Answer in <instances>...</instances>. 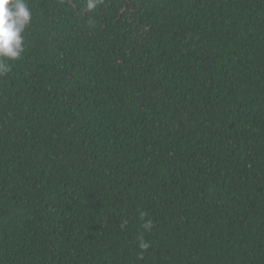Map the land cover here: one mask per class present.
<instances>
[{"label":"trees","instance_id":"trees-1","mask_svg":"<svg viewBox=\"0 0 264 264\" xmlns=\"http://www.w3.org/2000/svg\"><path fill=\"white\" fill-rule=\"evenodd\" d=\"M27 3L0 264H264V0Z\"/></svg>","mask_w":264,"mask_h":264},{"label":"clouds","instance_id":"clouds-1","mask_svg":"<svg viewBox=\"0 0 264 264\" xmlns=\"http://www.w3.org/2000/svg\"><path fill=\"white\" fill-rule=\"evenodd\" d=\"M100 2L101 0H87L85 11H93ZM30 21L31 12L27 0H0V76H6L11 71L10 61L20 58L25 51L22 34ZM144 215L143 212L140 213L142 220ZM151 226L150 220L142 225L145 230H149ZM137 239L142 255L150 244L145 241L142 234Z\"/></svg>","mask_w":264,"mask_h":264}]
</instances>
